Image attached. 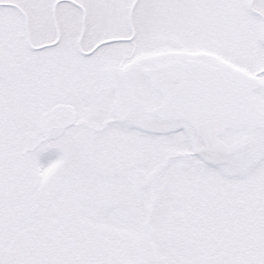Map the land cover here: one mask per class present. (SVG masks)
<instances>
[{"label": "snow or ice", "instance_id": "obj_1", "mask_svg": "<svg viewBox=\"0 0 264 264\" xmlns=\"http://www.w3.org/2000/svg\"><path fill=\"white\" fill-rule=\"evenodd\" d=\"M0 264H264V0H0Z\"/></svg>", "mask_w": 264, "mask_h": 264}]
</instances>
